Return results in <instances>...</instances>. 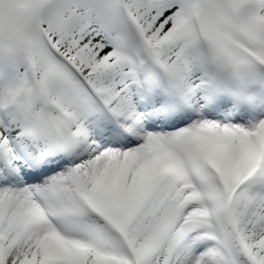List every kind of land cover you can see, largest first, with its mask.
Listing matches in <instances>:
<instances>
[{"label": "snow or ice", "instance_id": "1", "mask_svg": "<svg viewBox=\"0 0 264 264\" xmlns=\"http://www.w3.org/2000/svg\"><path fill=\"white\" fill-rule=\"evenodd\" d=\"M0 264H264V0H0Z\"/></svg>", "mask_w": 264, "mask_h": 264}]
</instances>
